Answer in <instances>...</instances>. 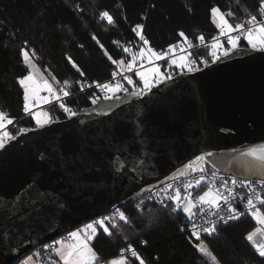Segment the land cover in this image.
<instances>
[{"label": "water", "instance_id": "water-1", "mask_svg": "<svg viewBox=\"0 0 264 264\" xmlns=\"http://www.w3.org/2000/svg\"><path fill=\"white\" fill-rule=\"evenodd\" d=\"M136 92L23 128L5 142L0 264H19L75 228L131 206L183 178L202 156L226 174L264 179V164L244 154L264 148V51L238 47L204 69Z\"/></svg>", "mask_w": 264, "mask_h": 264}, {"label": "trees", "instance_id": "trees-1", "mask_svg": "<svg viewBox=\"0 0 264 264\" xmlns=\"http://www.w3.org/2000/svg\"><path fill=\"white\" fill-rule=\"evenodd\" d=\"M217 6L233 26L247 25L251 16L264 17L261 0H0V111L14 121L10 129L37 127L23 110L25 92L19 81L29 69L22 48L35 53L36 65L52 79L58 92L64 88L72 95L64 103L45 107L53 120H62L67 117L61 104L77 106L79 111L88 108L91 92L82 91L110 79L132 62L128 43L138 38L137 25L144 26L145 40L157 51L185 37L195 43L201 36L208 41L219 31L212 14ZM103 12L114 22L102 19ZM202 52L206 51L196 56ZM125 217L127 221L116 224L105 222L111 235L96 226L91 245L101 262L131 246L145 264H212V256L218 264H264V257L246 239L258 226L252 216L220 226L205 240L209 256L187 239L180 229V215L171 208L156 203L141 210L130 207ZM127 263L140 264L136 257Z\"/></svg>", "mask_w": 264, "mask_h": 264}, {"label": "built area", "instance_id": "built-area-1", "mask_svg": "<svg viewBox=\"0 0 264 264\" xmlns=\"http://www.w3.org/2000/svg\"><path fill=\"white\" fill-rule=\"evenodd\" d=\"M260 22H264V17L260 20ZM251 25L247 24L245 27H250ZM136 33H138V38L135 40L129 41L128 45L133 50V56L135 55V63L131 70H129V67L123 68L120 67L117 72L113 74V76L104 81V82H97L99 84L104 83H121L124 87V89L130 91V87L128 85H131V90H139L143 88L142 82L138 79V72H140L142 69H145L149 65H147L146 55L144 52L145 43L143 40L140 39V36H144V26L142 25V28H135ZM231 36H239V43L240 47H251L248 42L246 41L245 35L240 32H232ZM145 39V37H144ZM213 43H219L220 47L218 48L217 57L214 58L212 56V44ZM171 47V46H170ZM166 48L161 51L154 50L156 53H165V58L159 59L157 64H160L163 70V74L166 76V79H172L176 75L179 74L178 70L174 69L170 62L178 57L181 54H191L192 57L196 60V66L198 67L197 70L204 69L205 67H208L215 61H217L221 56L224 55V50L227 49L228 53L234 50L231 48L230 43H228V36L222 34L221 28H219V31L215 34L213 38H211L208 41H203V43L200 42H193L190 39H186L184 41L179 42L175 45V52L172 51V53H168V49ZM252 48V47H251ZM143 51L144 56L141 58L140 53ZM202 52L199 55L196 56V53ZM133 61V59H132ZM132 63V62H131ZM124 77H130L131 79H134L133 84H128L127 80L124 79ZM93 83L90 86H88L86 89H84L82 92L90 91L91 95L88 98V103H90V106L97 104L98 102L105 100L104 95L105 92L102 88H97L96 84ZM157 79L153 81V86L158 85ZM65 90L64 88H61ZM59 90L57 94L60 95V100L55 99L54 96L48 95L49 101L44 103L42 107H47L50 105H54L57 103H64L66 102L72 95L64 96L63 92ZM123 91V90H122ZM147 90H145L146 92ZM77 95V94H75ZM73 95V97L75 96ZM99 98L97 103L93 104V100ZM34 104H38L37 101L34 100ZM76 113L79 112V109L77 106L69 107ZM65 115L67 118L71 117L69 113L65 112ZM188 173L180 179L172 180L171 182L164 184L147 195H145L140 200L136 201L131 206L127 207H133L135 209L141 210L144 206L151 203H156L164 208H171L174 213H177L180 215L182 223H181V231L186 235L187 239L196 247V245H202L205 244V240L213 237V235L217 232L218 228L222 225L237 221L243 217L252 216L251 211H254L255 209L250 210L247 206V200L251 198L253 200V203L256 205L257 208L262 210L264 208V203H261V199H258L257 197H260L264 199V179H245L240 178L231 174H226L219 169L212 166L206 159L200 160L197 164L191 165ZM201 169L203 171H201ZM235 180L236 183L233 184L232 181ZM197 181H199V185L197 186ZM191 184L192 187L187 189V192L185 191V186ZM227 185V188L224 187V185ZM209 187L218 188L223 195L228 196L229 204L232 208L236 209V214L238 215V218L227 220V223H225L223 220H220V216H224L226 219L229 215H232V213L229 212V204H225L223 201L220 202V206L218 209L216 208H209L208 205H200L198 202V197L202 195L205 191L208 190ZM179 188L181 190L182 195H187L188 193L191 194L192 199L197 203V207L193 210L196 212V215L189 218L186 213H184L182 210L175 211V203L169 199L166 198L167 195H174L175 190ZM254 190V191H253ZM243 197V199H241ZM184 204V201H181V206ZM123 208H115L111 212L105 214L102 217H99L89 223H92L94 226H98V221L104 220L105 222H109L111 224H116L120 219V213H123L126 215V209ZM212 212H216V215H212ZM253 217V216H252ZM206 221H214L216 222L217 229L216 232L212 235H208L206 233L201 232V238L200 240H196L195 237L191 235L192 229H193V223L197 225H204L208 226L205 222ZM87 223V224H89ZM86 225V224H85ZM64 241L67 243H74V240L71 239L70 233L65 234L61 236ZM60 237V238H61ZM59 239V238H58ZM57 240V239H56ZM56 240L49 242L43 246H41L39 249L36 250L39 254V260L37 261V264H57L56 261L53 259V253L54 248L56 247ZM133 248V247H132ZM197 248V247H196ZM137 252V249L134 248ZM124 257L126 258V264L128 259L133 257L131 255V252L127 249H124ZM121 251L114 257L107 259L106 261H109L113 258H120ZM105 261V262H106Z\"/></svg>", "mask_w": 264, "mask_h": 264}, {"label": "snow or ice", "instance_id": "snow-or-ice-1", "mask_svg": "<svg viewBox=\"0 0 264 264\" xmlns=\"http://www.w3.org/2000/svg\"><path fill=\"white\" fill-rule=\"evenodd\" d=\"M261 12L264 13V0H261ZM213 16H219L220 24L218 27L221 28L222 34L228 36V43L232 45L233 48L238 47V41L239 36H231L232 32H240L245 35V38L247 39V42L249 45H251L252 49L264 51V22H260L257 20L256 16H251L250 19L246 22L247 24L251 25L250 27H245L244 23L236 24L233 26L232 24L228 23V20L225 18L224 14L220 12L218 8L212 9ZM231 15V13H229ZM101 18L107 19V22L109 24L113 23V18L109 15L107 12H103L101 14ZM137 28H142L141 25H137ZM135 31V29H134ZM180 36L184 37V33H180ZM140 39L144 41L145 44L148 43L147 40L144 39V36L141 35ZM187 37H185V40ZM202 43L204 41L203 36L198 38ZM220 47L219 44L213 43L212 48L214 49L212 51V56L214 58L217 57V52L215 49ZM175 48V45L171 46L168 49V53H172L173 49ZM125 51H128V49H125ZM22 55H23V62L29 67H33L34 65L31 63V59L29 56V52L21 49ZM148 61L149 63L153 62V58L156 60L165 58V53H156L154 50L149 49L148 50ZM228 50H224V55L227 56ZM32 55L34 56L35 53L32 52ZM141 58H143L144 53L143 51L140 53ZM135 55L133 56V61L128 65L129 70L133 67L135 63ZM173 64L177 63L176 60L172 61ZM180 68L186 67L184 58L182 57L180 59L179 65ZM189 71H193V68L189 65L188 66ZM152 79L149 78V75L146 74L144 71H140L137 74L140 77V80L143 81L144 87L139 89L136 92V95L140 96L145 93V90L151 91V88L153 86V81L157 78L160 82H163L166 78L163 74L160 72V68L157 66H154L151 69ZM115 75V74H114ZM124 79L127 80L128 84H133V80L130 77H124ZM19 83L24 87V106L23 110L25 113H31L32 109L34 107L33 101L37 100V93L39 90V86L36 85V82L34 80L33 74L30 72L27 76L20 79ZM67 84V82H65ZM97 88H102L105 92L104 99L109 100L112 99L114 96H116V93L119 91H125L123 85L121 83L111 84V83H104V84H96ZM43 89L47 90L50 96H54L55 99L60 100V95L56 93V91L52 88V86L48 83L47 80L43 82ZM64 96H68L69 92L66 90L61 89ZM118 98V97H117ZM46 99V98H45ZM99 98L94 99L92 102L93 104L97 103ZM61 107L64 108V111L69 113L70 116H75L76 112L73 111L71 108L66 107L64 104H61ZM35 120L36 124L40 127L45 126V124H48L51 122V117L48 113H37L35 114ZM13 120L7 116V114L3 111H0V149H3L5 147V140H11L13 139V136L6 130L7 125L12 124ZM245 155L251 156L254 159L261 162V164H264V148L262 149H251L248 152L244 153ZM211 155V154H209ZM201 160L204 159V157H200ZM189 167H192L189 165ZM201 171H203L201 169ZM233 184L236 183L235 180L232 181ZM199 185V181H197V186ZM192 185L188 184L185 186V191L187 192V189L191 188ZM225 188H227V185H224ZM254 191V190H253ZM41 198H43L46 194L40 193L38 194ZM166 198L173 201L176 205L175 211L182 210L184 213L188 215L189 218L196 215V212L193 211L197 207V203L192 199L191 194L188 193L187 195H182L181 190L177 188L175 190L174 195H167ZM258 199H261V203H264V199L257 197ZM243 199V197H241ZM184 201V204L181 206V201ZM223 201L225 204H229L228 196L223 195V193L220 192L218 188L209 187L207 191H205L202 195L198 197V202L200 205H208L209 208H216L218 209L220 206V202ZM36 203V201H34ZM247 206L250 210L255 209L254 211H251L252 216L256 219L257 223L261 226H264V212H262L259 208L256 207V205L253 203V200L249 198L247 200ZM229 212L232 213V215H229L227 219L224 216H220L219 219L223 220L225 223H227V220L238 218V215L236 214V209L232 208L229 204ZM212 215H216V212H212ZM120 219L127 221V218L123 213H120ZM208 226L204 225H197L193 223V229L191 232V235L196 238V240H200L201 238V232L206 233L208 235H212L216 232L217 225L214 221H206L205 222ZM98 224L101 228H103V231L111 235L112 233L109 231L108 227L105 226V221L100 220L98 221ZM90 230V231H88ZM88 231L87 235H81L79 231L72 232L71 233V239L74 240V243H66L65 241L61 240L57 243L60 245L59 248H56V254L59 256L60 261L62 264H101L100 258L97 254V252L89 246V241L92 240L94 235L97 233V227L89 224L87 225ZM259 235V239H257ZM246 239L252 243L253 247L256 249L260 257H264V227L257 228L254 231L250 232ZM198 251L203 254L204 256L211 255L207 249L206 245H196ZM128 251L131 252V255L133 257H136L140 264H145V262L140 259L138 256L136 250L132 248L131 246L128 247ZM125 250H121L120 258H113L109 261H106L105 264H126V258L124 257ZM212 260L216 262V258L212 256ZM218 264V262H216Z\"/></svg>", "mask_w": 264, "mask_h": 264}, {"label": "rangeland", "instance_id": "rangeland-1", "mask_svg": "<svg viewBox=\"0 0 264 264\" xmlns=\"http://www.w3.org/2000/svg\"><path fill=\"white\" fill-rule=\"evenodd\" d=\"M215 8H218L219 10H220V12L221 13H223L224 14V16H225V18L228 20V17H227V14L224 12V11H222L218 6L217 7H215ZM213 14V13H212ZM213 21H214V23H215V25L218 27V25L220 24V19H219V16H213ZM228 23H229V21H228ZM218 28H220V27H218ZM246 41H247V39H246ZM217 44H219V43H217ZM220 45V44H219ZM230 46H231V48H233L232 47V45L230 44ZM251 46V45H250ZM238 47H240V43L238 42ZM238 47H236V48H238ZM219 48V47H218ZM218 48L217 49H215V51H218ZM236 48H233V49H236ZM149 49H152L150 46H149V44L147 43V44H145V47H144V52H145V55H146V60H147V65H149L148 67H146L145 69H142L141 71H144L146 74H148L149 75V78L150 79H152V73H151V69L154 67V66H157V67H159L160 68V72H161V74H163V70H162V67H161V65L160 64H157V62H158V60H156L155 58H153V62L152 63H149V61H148V50ZM152 50H154V49H152ZM212 50H214L213 48H212ZM173 52H175V48L173 49ZM29 56H30V59H31V63L34 65V68L33 67H29V65H27L26 64V66L28 67V69H29V73L31 72L32 74H33V77H34V80H35V82H36V85H38L39 86V90H38V93H37V100H35V101H37V103L38 104H34V101H33V105H34V107H33V109H32V112L31 113H27V114H30L31 115V118L33 119V121H34V123H35V125L37 126V127H40V126H38L37 124H36V120H35V114H37V113H48L49 114V116L51 117V121H53V115H52V113L50 112V110H48L47 108H44V107H42L43 105H44V103H46V102H48L49 101V99H48V95H49V93H48V91L47 90H45V89H43V82L45 81V80H47L48 81V83L52 86V88L56 91V93L58 92L57 91V87H56V85L52 82V79H50L46 74H44L43 73V71H41L39 68H38V66L36 65V63H35V60H34V57H33V55H32V53L31 52H29ZM184 58V62H185V65H186V67H184V68H180L178 65H179V62H180V59L181 58ZM173 60H176V62L177 63H175V64H173L172 63V61ZM171 62H170V65L176 70H178V72L179 73H184V72H193V71H196L197 69H198V67L196 66V60L192 57V55L191 54H181V55H179L178 57H176V58H174ZM191 66L192 68H193V71H189L188 70V66ZM164 75V74H163ZM165 76V75H164ZM166 77V76H165ZM138 79L140 80V77H139V75H138ZM132 80H133V82H134V79L132 78ZM166 80V78L164 79V81ZM141 81V80H140ZM142 82V86L144 87V85H143V81H141ZM157 82L158 83H161L160 81H159V79L157 78ZM22 86V85H21ZM23 87V86H22ZM153 87V86H152ZM23 89H24V87H23ZM46 98V99H45ZM67 107V106H66ZM64 109V108H63ZM13 123H14V121H13ZM13 123L12 124H9V125H7V127H6V130L13 136V129H10V127L13 125ZM49 124V123H48ZM45 125H47V124H45ZM7 141H9V140H5V142H7ZM256 220V219H255ZM89 224H92V223H89ZM89 224H86V225H82V226H79V227H77V228H75L73 231H71L70 232V235H71V233L72 232H77V231H79L80 233H81V235L83 236V235H87L88 234V231H90V230H88V231H86V229H87V225H89ZM258 224V223H257ZM93 225V224H92ZM106 226V225H105ZM261 227H264V226H261V225H259L258 224V226H257V228H261ZM98 230V229H97ZM95 237H96V234L94 235V237L92 238V240H90L89 241V246L90 247H92V245H91V243L93 242V240L95 239ZM61 240H63V238L61 237V238H59V239H57L56 240V244H55V248H54V253H53V259L56 261V263L57 264H62V262L60 261V259H59V256L56 254V251H55V249L56 248H59L60 247V245L57 243L58 241H61ZM64 241V240H63ZM66 242V241H65ZM67 243V242H66ZM203 245H206V244H202V246ZM93 248V247H92ZM94 249V248H93ZM36 259H38L39 260V254H38V252H33V253H31L27 258H25L24 260H22L21 262H20V264H36L37 262H36ZM37 260V261H38ZM210 261H211V263L212 264H216V262H214L213 260H212V257H210ZM101 264H105V262H101Z\"/></svg>", "mask_w": 264, "mask_h": 264}, {"label": "flooded vegetation", "instance_id": "flooded-vegetation-1", "mask_svg": "<svg viewBox=\"0 0 264 264\" xmlns=\"http://www.w3.org/2000/svg\"><path fill=\"white\" fill-rule=\"evenodd\" d=\"M21 129H23V127H21V126H20V127H19V126H16V127L13 129V130H14V131H13V133H14L13 136L16 135V134L19 132V130H21ZM11 134H12V133H11Z\"/></svg>", "mask_w": 264, "mask_h": 264}, {"label": "crops", "instance_id": "crops-1", "mask_svg": "<svg viewBox=\"0 0 264 264\" xmlns=\"http://www.w3.org/2000/svg\"><path fill=\"white\" fill-rule=\"evenodd\" d=\"M38 259H36V262H37ZM37 264V263H36Z\"/></svg>", "mask_w": 264, "mask_h": 264}]
</instances>
